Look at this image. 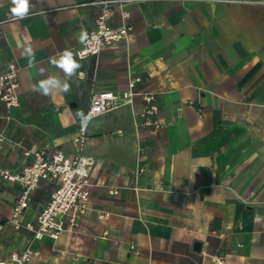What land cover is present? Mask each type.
Segmentation results:
<instances>
[{
  "label": "crops",
  "instance_id": "0c3cea01",
  "mask_svg": "<svg viewBox=\"0 0 264 264\" xmlns=\"http://www.w3.org/2000/svg\"><path fill=\"white\" fill-rule=\"evenodd\" d=\"M94 1L30 0L32 14L15 19L11 0H0V75L17 64L20 100L11 110L0 101L2 168L18 172L44 149L75 154L77 111L87 114L98 92L121 103L88 124L84 156L99 185L74 231L54 240L15 229L8 220L21 188L0 175V259L29 249L31 264H264V0L129 4L130 36L81 59L79 36L100 10ZM65 49L82 64L71 91H33L50 75L64 78L48 57ZM137 76L135 92L157 94L158 132L137 130L139 94L132 104L123 98ZM55 187L35 190L24 224Z\"/></svg>",
  "mask_w": 264,
  "mask_h": 264
},
{
  "label": "built area",
  "instance_id": "2783aa9c",
  "mask_svg": "<svg viewBox=\"0 0 264 264\" xmlns=\"http://www.w3.org/2000/svg\"><path fill=\"white\" fill-rule=\"evenodd\" d=\"M142 0H95L92 5H99L100 10L95 20V26L87 31L88 44H82L77 50V56L81 59L89 56H99L102 50L112 44L126 40L132 31L129 23L130 13L124 9L126 5L140 2ZM114 6H118L120 12V24L113 25L115 15ZM19 68L15 62L8 65L7 71L0 75V101L8 110L20 105L18 89ZM142 77L137 76L129 82V91L123 93L126 104H132V97L139 94L144 106L140 112L135 113V126L137 130L148 128L152 132H158L164 127L159 118V105L157 94L146 90L135 92L137 84L142 82ZM121 106L119 95L107 91L92 95L90 106L87 111L94 118L108 113ZM88 125H80L79 132L74 138L77 152L67 155L63 151L40 150L35 152L34 161L18 172L0 166V175L10 183L17 184L21 193L16 199L10 219L12 226L19 230L25 227L34 234L36 239L49 237L57 240L65 232H72L78 227V221L89 209L91 191L99 185L92 179V158L84 156V150L88 143ZM3 136L0 134V144ZM43 182L56 184L48 204L37 214L35 222L24 224V214L28 209L32 196ZM111 195L117 194L116 190H110ZM1 228V227H0ZM37 253L26 249L15 252L9 258L0 259V264H31L32 258ZM217 264H223L217 260Z\"/></svg>",
  "mask_w": 264,
  "mask_h": 264
},
{
  "label": "clouds",
  "instance_id": "9594fccd",
  "mask_svg": "<svg viewBox=\"0 0 264 264\" xmlns=\"http://www.w3.org/2000/svg\"><path fill=\"white\" fill-rule=\"evenodd\" d=\"M208 3H214V0H207ZM12 7L9 9L13 18L26 19L32 14L34 6L30 0H11ZM40 15H46L45 11H41ZM80 44H88L89 38L87 33H82L79 36ZM28 56V67L32 68L35 62V53L31 47L26 48ZM48 63L63 73V79L58 75H50L47 78L41 79L33 85V91L42 96H49L54 91L68 93L71 91V83L73 77L78 75V70L82 68V64L77 60L74 52L71 49L58 51L48 57ZM43 71V69H41ZM82 127L87 125L92 120V113L85 114L83 111H77ZM190 179H193L190 178Z\"/></svg>",
  "mask_w": 264,
  "mask_h": 264
}]
</instances>
